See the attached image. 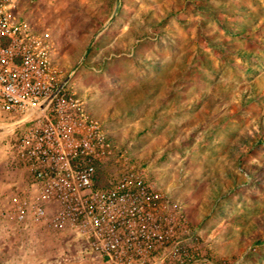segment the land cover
I'll list each match as a JSON object with an SVG mask.
<instances>
[{
  "label": "rangeland",
  "instance_id": "obj_1",
  "mask_svg": "<svg viewBox=\"0 0 264 264\" xmlns=\"http://www.w3.org/2000/svg\"><path fill=\"white\" fill-rule=\"evenodd\" d=\"M7 1L49 43L57 81L82 101L111 142V153L96 165L99 180L109 182L102 187L131 167L142 170L154 189L170 196L177 221L184 218L194 233L189 252L264 264V242L239 240L255 206L248 193L258 190L238 163L264 162V143L229 149L248 137L257 115L264 116V44L230 33L264 28V0ZM239 2L247 6L241 16L220 12L229 33L205 12L206 6L219 12L223 4L229 14L239 10L229 5ZM237 48L260 57L239 56ZM18 115L0 109L6 124ZM14 130L0 139L6 155L13 154ZM2 166L9 176L0 178L9 183L0 197L6 212L0 215V264H117L92 251L88 238L68 224L53 229L47 215L18 221L11 198L25 195L21 189L32 179L21 161ZM184 234L179 227V237Z\"/></svg>",
  "mask_w": 264,
  "mask_h": 264
},
{
  "label": "built area",
  "instance_id": "obj_2",
  "mask_svg": "<svg viewBox=\"0 0 264 264\" xmlns=\"http://www.w3.org/2000/svg\"><path fill=\"white\" fill-rule=\"evenodd\" d=\"M10 9L0 0V109L19 114L12 152L32 179L25 195L12 196L13 216L21 222L47 215L58 230L68 224L92 251L117 264H237L189 252L194 233L142 170L131 167L116 183L95 185L96 165L111 153V142L57 81L49 43Z\"/></svg>",
  "mask_w": 264,
  "mask_h": 264
},
{
  "label": "trees",
  "instance_id": "obj_3",
  "mask_svg": "<svg viewBox=\"0 0 264 264\" xmlns=\"http://www.w3.org/2000/svg\"><path fill=\"white\" fill-rule=\"evenodd\" d=\"M223 5V4H222ZM222 5L218 6L219 12L217 10L211 8L210 6H206L205 12L209 13L210 18H216V21L218 22V25L220 26V29L223 31L228 32L226 28V24L224 22V18L220 16V12H223L224 15L229 16H241L244 12L243 10L246 9L245 5L241 2L239 3H232L229 6L231 8H238L239 10H233L229 14L226 11V9H223ZM246 11V10H245ZM216 22V23H217ZM233 33L236 37H239L240 39L243 38L245 41H247L251 45L260 46L264 44V28L258 27L255 30L252 28H244L241 30H235ZM228 41H220L219 46L220 47H229ZM235 49V47H234ZM235 52L239 56H249L254 59H259L260 55L258 52H255L253 49H239ZM226 50V49H225ZM253 88V86H252ZM229 117V115L227 116ZM248 137L242 136L243 139H240V141H236V144L229 146V149L231 151H234V149H237L240 146H246L247 148L251 149L253 145L258 146L264 143V116L257 115L256 120L252 122L251 127L249 128V131L246 132ZM247 159H239L241 164L242 173L248 178L247 182L249 185L255 186L258 190V193H248V196L250 199H253L255 201V206L252 209V216L251 220L248 222H244L241 224L242 228L240 229V235L239 240L240 241H256V243H262L264 242V204L262 203V200L264 198V162H245ZM244 161V162H243ZM228 176L233 177L234 175L230 172ZM235 177V176H234ZM95 184L98 187L109 185V182L107 180L100 181L98 174L95 175ZM237 193V192H236ZM240 195L241 192H238ZM247 243V242H246ZM264 247V246H263ZM104 260H108L106 256H102Z\"/></svg>",
  "mask_w": 264,
  "mask_h": 264
},
{
  "label": "crops",
  "instance_id": "obj_4",
  "mask_svg": "<svg viewBox=\"0 0 264 264\" xmlns=\"http://www.w3.org/2000/svg\"><path fill=\"white\" fill-rule=\"evenodd\" d=\"M0 124H6L5 122H3V121H0ZM14 124V121L12 122V125ZM14 125L8 130V131H6V132H4V133H2L1 135H0V139H3L4 138V136L6 135V134H8V133H12V132H14L15 130H14ZM3 141V140H2ZM5 147H6V145H4ZM1 148H0V171L2 172V174H0L1 176H9V171L8 172H5V170L4 169H2L3 168V166H2V163L3 162H15V160H14V156H13V154H8V155H6V153H4V150H5V148H3V146H0ZM3 151V152H2ZM3 174H5V175H3ZM8 181L5 179V178H0V197L3 195V192L6 190V187H7V185H8ZM27 186H29V185H26L25 186V188H23V189H21L22 190V192H24V191H27ZM19 187V186H18ZM17 187V188H18ZM19 189H20V187H19ZM18 189V190H19ZM5 211V210H4ZM11 213V212H10ZM6 214V212H1L0 211V215H2V216H4ZM30 222L31 221H28V224H30ZM4 226L3 225H0V228H1V230H2V228H3Z\"/></svg>",
  "mask_w": 264,
  "mask_h": 264
},
{
  "label": "bare ground",
  "instance_id": "obj_5",
  "mask_svg": "<svg viewBox=\"0 0 264 264\" xmlns=\"http://www.w3.org/2000/svg\"><path fill=\"white\" fill-rule=\"evenodd\" d=\"M13 125L9 124H0V135L6 131H8Z\"/></svg>",
  "mask_w": 264,
  "mask_h": 264
}]
</instances>
